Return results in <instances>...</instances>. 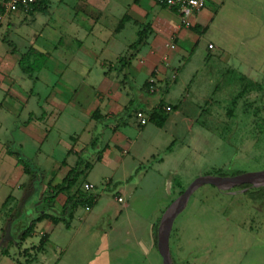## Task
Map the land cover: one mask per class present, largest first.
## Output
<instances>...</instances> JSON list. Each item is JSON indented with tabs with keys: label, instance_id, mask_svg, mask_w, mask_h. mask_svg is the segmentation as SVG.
Returning a JSON list of instances; mask_svg holds the SVG:
<instances>
[{
	"label": "crops",
	"instance_id": "0c3cea01",
	"mask_svg": "<svg viewBox=\"0 0 264 264\" xmlns=\"http://www.w3.org/2000/svg\"><path fill=\"white\" fill-rule=\"evenodd\" d=\"M80 1L86 6L94 0ZM242 3L244 0H208V6L200 13L182 18L175 9L153 0H122L119 1L122 9L111 18L100 11L90 15L84 10H77L71 17L46 19L38 29L34 28L35 22L38 24V16L28 23L23 18L25 14L18 12L0 20L1 253L8 254L11 242L8 237L3 238L5 228L8 227V232L11 228L9 211L16 210L25 200L33 198V192L28 188L30 176L14 152L21 151L36 167L46 171L41 194L66 178L77 165V153L89 146L93 132L101 133L98 150L89 153L86 149L88 158L93 155L97 161H92V170L101 167L104 173L99 180L109 176L119 178L121 170L125 174L122 179L127 178L133 170L126 172V161L131 158L135 162L137 154L147 147L145 139H140V136H145L148 126L168 134L167 142L172 144L180 133L178 125L197 114L199 103L186 100L194 82H224L228 74L237 73L233 82L236 87L242 88L241 83L246 82V78L255 79L242 74L235 63L229 65L231 55L212 39L208 40V45L213 44V49L203 47L204 65L199 68L193 66L197 45L212 26H220L218 20L223 19L222 11L226 4L227 9L233 11L243 7ZM48 13L51 14L49 6ZM140 32L145 33L144 40L133 49L131 46L139 39ZM30 49L48 56L44 67L33 74L24 71L21 64L23 55ZM129 55L131 61L127 66L121 60ZM251 70L245 72L250 74ZM172 72H176L174 80L170 76ZM153 74H156L159 88L166 80H171L165 95L159 91L149 94L147 82ZM219 86L216 85V88ZM175 88H181L180 95L169 98ZM136 94L140 99L136 98ZM161 99L179 106L170 113L163 127L149 121L139 128L130 116L126 126L111 129L104 128L94 119L96 112L104 116H122L131 102L138 105V110L148 114L145 109L153 108L152 104H158ZM206 100L205 97L202 102ZM135 112L132 113L134 116ZM131 129H136L135 137L130 135ZM180 146L182 149L186 147L184 143ZM179 151L173 149L137 177L145 179L153 173L157 181L163 183V179L179 170L178 156L182 155ZM182 160L180 157V162ZM135 163L142 164L140 161ZM89 176L91 173L88 179ZM72 189L61 193L50 203H42L37 209L60 212L67 197L73 195ZM59 225L65 227L61 222L48 219L37 223L32 236L38 235L39 238L32 241V236H29L21 244L18 243L20 255L35 258L42 235L46 233L51 241V233ZM28 261L31 262L27 259L24 264H29Z\"/></svg>",
	"mask_w": 264,
	"mask_h": 264
},
{
	"label": "rangeland",
	"instance_id": "374dc122",
	"mask_svg": "<svg viewBox=\"0 0 264 264\" xmlns=\"http://www.w3.org/2000/svg\"><path fill=\"white\" fill-rule=\"evenodd\" d=\"M119 1L122 2L94 0L85 6L80 0H50L51 14L36 11L34 15H22L28 23L38 16V24H34L38 29L46 19L71 17L77 10L90 15L100 11L111 18L122 9ZM241 5L243 7L232 11L226 4L223 19L218 20L220 26H212L197 45L193 66L202 67L204 48H208V40L212 39L231 55L229 65L235 63L242 74L255 79L246 78V82L241 83L242 88L233 82L237 73L228 74L224 82H194L186 100L200 106L197 114L178 125L180 133L172 149L181 150L178 153H182L183 160L180 162L178 156L177 173L163 179V183L157 181L153 173L145 179L137 177L151 169L153 163L161 161L171 144L167 142L168 134L152 125L148 126L145 136H140L148 144L136 156L135 162L142 164L138 165L131 158L126 161V172L133 170L130 176L137 168L143 169L117 192L105 189L130 176L122 179L125 174L121 170L119 178L109 176L99 180L104 172L99 166L92 170V161H97L90 155L91 168L79 178L71 193L87 192L85 184H93L98 193L96 204L90 210L80 207L73 227L57 226L51 233V241L44 233L43 244L35 252V258L20 255L17 241L9 238L8 254L1 253L0 249V264H24L27 259L31 260L29 264H162L154 228L158 230L166 208L194 179L213 174L219 168L240 174L264 170V89L261 90L262 86L264 88V0H244ZM250 68L253 72H245ZM175 74L171 73L172 80ZM155 75L147 82L150 95L158 93L160 87ZM216 85L220 86L216 88ZM180 93L181 88H175L169 98H176ZM136 98L140 99L137 94ZM168 106L172 107L169 113L179 108L167 102L163 108L167 110ZM131 117L137 127H142L134 114ZM129 133L135 137L136 129ZM183 143L186 147L182 149ZM45 211L56 213L52 209ZM5 230L3 238L8 237V227ZM38 238L34 235L30 239ZM170 247L174 264H264V186L236 187L229 191H221L213 185L200 187L176 218Z\"/></svg>",
	"mask_w": 264,
	"mask_h": 264
},
{
	"label": "trees",
	"instance_id": "16d2710c",
	"mask_svg": "<svg viewBox=\"0 0 264 264\" xmlns=\"http://www.w3.org/2000/svg\"><path fill=\"white\" fill-rule=\"evenodd\" d=\"M49 3L50 0H42L36 6L35 12L42 11L45 14H48ZM35 12L32 11V14H34ZM144 34V32L139 33V39L131 46V48H137L141 44V42L144 40ZM32 55L34 56L33 60H31ZM47 58V54L38 52L34 49H30L27 54L23 55V59L21 60L23 70L31 74L40 71L44 67ZM130 61V55L121 60V62H123L127 66ZM171 84L172 82L170 79L166 80L164 86L158 89L159 93L161 95H165L169 91ZM263 89L264 88L262 86L261 90ZM163 105H165V102L161 99L156 107L145 109V111L149 115V121L158 127H163L170 116V113L163 108ZM137 110L138 105L134 102H131V104L125 109V112L122 116H104L99 112H96L94 115V119L97 123L102 124L104 128L116 129L121 126H126L131 114ZM101 140L102 134L93 132L89 146H87V148H85V150H83L81 153H77L78 162L76 167L70 170L66 178L60 184L51 186V189L48 192H44L41 194L40 188L42 187V184L46 179V171L36 167L33 162L21 151L14 152L18 161L24 165L25 172L30 176L28 188L33 192V198L25 200L22 205H20L16 210L14 209L15 211H9L8 223L10 224L11 228L10 231L7 232L8 239L11 238L10 240H16L17 243L21 244L27 237L33 235L37 223L41 222L44 219H48L53 222H61L65 225L66 228L69 229L74 219L75 212L80 207L90 208L91 206L96 204L98 193H96V191H87L81 194L68 196L60 212L51 213L49 211H41L37 209V207L42 203H50L54 201L61 193L71 190L76 185L79 178L85 175L86 172L91 168V163L88 160L86 149L92 151L98 150L101 145ZM174 143L175 141H173V143L167 148V153H170L173 150L172 147ZM142 169L141 167L137 168L132 176H130L126 180L118 181L113 185L106 187L105 191L117 192L120 187L124 186L125 184L131 183ZM213 174L226 176L236 175L240 173H233L228 169L219 168ZM177 183L180 185V182L177 181ZM239 187L246 188L251 186L246 184ZM154 231L155 243L157 245V228H154ZM12 232H14V235L11 237ZM43 241L44 240L42 238L40 242L41 246L43 244Z\"/></svg>",
	"mask_w": 264,
	"mask_h": 264
},
{
	"label": "water",
	"instance_id": "95a60500",
	"mask_svg": "<svg viewBox=\"0 0 264 264\" xmlns=\"http://www.w3.org/2000/svg\"><path fill=\"white\" fill-rule=\"evenodd\" d=\"M246 184L251 187L264 186V170L226 176L205 174L194 179L166 208L161 217L157 232V248L162 257V264H174L170 247V236L176 218L186 208L196 190L204 185H213L221 191H229Z\"/></svg>",
	"mask_w": 264,
	"mask_h": 264
},
{
	"label": "built area",
	"instance_id": "2783aa9c",
	"mask_svg": "<svg viewBox=\"0 0 264 264\" xmlns=\"http://www.w3.org/2000/svg\"><path fill=\"white\" fill-rule=\"evenodd\" d=\"M42 0H0V20H3L7 15L13 13H23L25 15H32L35 12L36 6ZM160 5L175 9L182 18H187L190 15L200 13L208 3V0H153ZM186 20V19H185ZM209 49H213L214 45L209 44ZM167 111H172V107L168 106ZM135 118L138 124L146 126L149 123V115L144 111L139 110L135 112ZM87 191H94L93 184H85ZM122 201V199H121ZM90 210L89 207L86 208Z\"/></svg>",
	"mask_w": 264,
	"mask_h": 264
}]
</instances>
